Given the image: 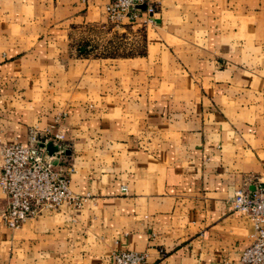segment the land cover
I'll return each mask as SVG.
<instances>
[{
    "label": "crops",
    "instance_id": "crops-1",
    "mask_svg": "<svg viewBox=\"0 0 264 264\" xmlns=\"http://www.w3.org/2000/svg\"><path fill=\"white\" fill-rule=\"evenodd\" d=\"M107 2L0 0V143L61 132L85 196L11 228L0 188V264H234L253 227L230 200L264 183V0H154L148 23Z\"/></svg>",
    "mask_w": 264,
    "mask_h": 264
},
{
    "label": "built area",
    "instance_id": "built-area-1",
    "mask_svg": "<svg viewBox=\"0 0 264 264\" xmlns=\"http://www.w3.org/2000/svg\"><path fill=\"white\" fill-rule=\"evenodd\" d=\"M141 5H144L143 22H152L154 0H108L106 11L111 20L122 17L132 20L139 16ZM63 138L61 132H51L48 128L45 139L41 140L32 129L26 142L0 143V188L7 200L1 217L7 226L17 228L27 218L43 210L56 209L65 202L74 207L81 206L85 196L69 188L68 173L72 168H66L58 161L64 152L63 146L57 144L53 153L46 149L48 140L57 143ZM126 189L123 185L122 190ZM229 205L233 212L245 216L253 227L252 241L234 264H264V183H258L253 189L239 187ZM112 257L114 264H149L146 252L139 250L119 248L112 252Z\"/></svg>",
    "mask_w": 264,
    "mask_h": 264
},
{
    "label": "rangeland",
    "instance_id": "rangeland-1",
    "mask_svg": "<svg viewBox=\"0 0 264 264\" xmlns=\"http://www.w3.org/2000/svg\"><path fill=\"white\" fill-rule=\"evenodd\" d=\"M115 41L112 42L111 48L115 50V53H128L136 48L134 44V35L131 36L125 32H116ZM108 43V42H107Z\"/></svg>",
    "mask_w": 264,
    "mask_h": 264
},
{
    "label": "water",
    "instance_id": "water-1",
    "mask_svg": "<svg viewBox=\"0 0 264 264\" xmlns=\"http://www.w3.org/2000/svg\"><path fill=\"white\" fill-rule=\"evenodd\" d=\"M141 7H144V5H141Z\"/></svg>",
    "mask_w": 264,
    "mask_h": 264
}]
</instances>
